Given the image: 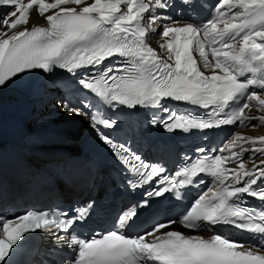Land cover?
Instances as JSON below:
<instances>
[{"label":"bare ground","instance_id":"bare-ground-1","mask_svg":"<svg viewBox=\"0 0 264 264\" xmlns=\"http://www.w3.org/2000/svg\"><path fill=\"white\" fill-rule=\"evenodd\" d=\"M50 3L57 2L60 0H44ZM188 0H186L187 2ZM30 2V0H25L22 5L20 4V7L16 8V16H22L23 17V23L16 29L11 30L8 32L4 37L7 38L9 41L21 36L25 30H27L29 27H32L34 25L39 24H45L47 17L46 14L54 13L56 10H51L47 13L37 12L35 10L31 11H25L24 7ZM91 1H86L84 4H88ZM118 0H101V5L99 8V11L104 12L106 8L112 9L114 6L118 5ZM181 6L178 7V10H181ZM61 10V9H60ZM59 11V10H58ZM163 21V19H162ZM160 22L155 20V22H152V20L148 21L147 28H154L157 27V25ZM149 38L153 40V43H156L158 41H162V38L158 36V33H151L149 35ZM253 48L256 55L264 53V26L258 28L250 37L245 38L242 40L239 44H229L225 46L222 50L220 55L222 56L224 61H227L228 63H234L236 61L237 56L240 54V52L247 48ZM23 74L19 78V80L15 84V88L18 87L21 84L26 85L27 82H41L43 85V91L45 90L52 91L53 89H50L52 85H54L51 76L49 79L45 80L43 77V74H41V70L38 66V63L36 61H32L31 65L25 70L22 71ZM264 77V73H263ZM30 88V87H29ZM28 88V89H29ZM31 90V89H29ZM47 92V91H46ZM21 96H18L17 91H14V94L10 96H3L2 90L0 88V117L3 116L6 112L10 111L12 107H14L17 103H19V99ZM27 101H29L28 98H26ZM32 103L31 110L34 112V108L36 106L35 102L29 101ZM54 103L59 104V101H55ZM22 106L25 109H28L29 107L22 104ZM251 117L252 119L248 121L246 128L244 131L240 132V136L249 143L250 147H253L256 150V153L258 154V159L252 162H247L243 165L242 171L244 168L249 167L254 162H258L259 160H264V88L263 89H256L254 100H253V106L251 108ZM40 116L37 115L35 120L38 119ZM64 119L68 120L66 123H75L73 120H69L71 118H64L62 116H58L57 120ZM82 119V118H81ZM28 120V119H27ZM31 121V120H29ZM57 121L55 119H50L48 121L49 125H55ZM79 124V122H77ZM81 123V122H80ZM30 122L26 123V126H29ZM62 124V123H59ZM41 126H44V124H41ZM84 124H81L78 128V130L81 129V127H84ZM30 129V128H29ZM36 129V124H35ZM78 133V132H77ZM83 133V132H82ZM70 140H73L72 137H69ZM70 145V144H69ZM56 145H51L50 147H55ZM239 164H235L230 166L229 168L232 169V172H237V168ZM36 197H40V194ZM33 235L29 236L32 239V242H34L37 239L38 236V242H41L42 249L47 251V248L50 247V244L52 246H58V248L67 251L68 244L61 238H53V237H47L42 239L41 236ZM50 234V233H49ZM41 247V246H40ZM74 248V247H73ZM65 261V260H63Z\"/></svg>","mask_w":264,"mask_h":264},{"label":"rangeland","instance_id":"rangeland-1","mask_svg":"<svg viewBox=\"0 0 264 264\" xmlns=\"http://www.w3.org/2000/svg\"><path fill=\"white\" fill-rule=\"evenodd\" d=\"M14 16H15V14H14L13 16H11V18H13ZM11 18H10V19H11ZM30 123H31V122H30ZM33 126H34V125H30V128H31V127L33 128ZM85 127H86V126H85ZM85 127H82V128L79 130V133H81V132L84 130ZM71 149H72L73 151H75V149H74L73 147H71ZM75 152H76V151H75ZM76 154H77V152L75 153V155H76Z\"/></svg>","mask_w":264,"mask_h":264}]
</instances>
